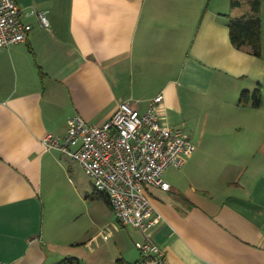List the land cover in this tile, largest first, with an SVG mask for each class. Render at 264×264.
I'll use <instances>...</instances> for the list:
<instances>
[{
    "label": "crops",
    "instance_id": "obj_1",
    "mask_svg": "<svg viewBox=\"0 0 264 264\" xmlns=\"http://www.w3.org/2000/svg\"><path fill=\"white\" fill-rule=\"evenodd\" d=\"M231 1L17 0L32 29L0 50V264L140 258L141 231L92 184L91 225L72 223L76 161L41 139L74 114L100 124L121 101L144 111L159 94L162 119L188 126L195 149L164 170L168 190L146 186L161 216L153 240L168 264H264V35L260 55L231 41L230 19L254 14ZM256 88L260 106L238 103Z\"/></svg>",
    "mask_w": 264,
    "mask_h": 264
},
{
    "label": "built area",
    "instance_id": "obj_2",
    "mask_svg": "<svg viewBox=\"0 0 264 264\" xmlns=\"http://www.w3.org/2000/svg\"><path fill=\"white\" fill-rule=\"evenodd\" d=\"M43 27L49 25L42 11L31 7ZM32 25L22 19L17 0H0V50L25 41ZM157 95L144 111L121 101L112 116L100 124L74 114L62 134L48 132L42 146L73 158L87 173L95 191L108 199L117 221L139 229L140 258L133 264H168L165 251L152 238L161 216L146 186L168 190L163 178L169 166L182 167L195 147L186 131L164 121Z\"/></svg>",
    "mask_w": 264,
    "mask_h": 264
},
{
    "label": "trees",
    "instance_id": "obj_3",
    "mask_svg": "<svg viewBox=\"0 0 264 264\" xmlns=\"http://www.w3.org/2000/svg\"><path fill=\"white\" fill-rule=\"evenodd\" d=\"M233 5H239L240 0H232ZM253 15H243L238 18H232L229 21L230 38L237 46L250 45L251 52L255 55L261 54V35H262V19L259 15L262 0L250 1ZM252 100V105L255 107L261 104L260 88H256L253 92L243 90L239 96L238 103L240 105L248 104ZM102 197L108 202L105 194L101 193ZM79 259L73 256L63 257L57 264H79Z\"/></svg>",
    "mask_w": 264,
    "mask_h": 264
},
{
    "label": "rangeland",
    "instance_id": "obj_4",
    "mask_svg": "<svg viewBox=\"0 0 264 264\" xmlns=\"http://www.w3.org/2000/svg\"><path fill=\"white\" fill-rule=\"evenodd\" d=\"M232 17V15H231ZM261 19H262V31H263V35H264V10L261 13ZM184 125V124H183ZM183 125H180V127L186 131L189 130V127H185ZM76 169L79 170L77 179L80 183L78 192L81 191V193L79 192L76 196L74 194L73 199L75 201V205L77 206L78 209V213L77 216H75V219L72 221V223L76 226H78L79 228L81 227H89L91 225V215L94 214V205L97 202L93 201L92 198V186L91 183L89 181V178L86 174V172L84 171V169L81 167H79L80 165L77 162H74ZM85 186V188H84ZM73 195V194H72ZM100 203L99 205L101 207H104L102 209V212L99 213L100 217H106L109 216V209L106 208V205L103 204V202H98ZM102 203V204H101ZM98 207V205H97Z\"/></svg>",
    "mask_w": 264,
    "mask_h": 264
}]
</instances>
